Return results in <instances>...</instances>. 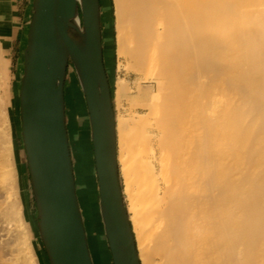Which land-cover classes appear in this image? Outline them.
Wrapping results in <instances>:
<instances>
[{"label":"bare ground","instance_id":"obj_1","mask_svg":"<svg viewBox=\"0 0 264 264\" xmlns=\"http://www.w3.org/2000/svg\"><path fill=\"white\" fill-rule=\"evenodd\" d=\"M114 5L117 164L140 264H264V0ZM100 21L104 59L101 7ZM73 25L72 35L80 37L78 15ZM2 59L4 81L10 61ZM19 107L21 119L20 99ZM66 117L72 130L86 124L72 111ZM85 134L78 133L81 160L73 163L76 195L92 262L109 264L107 249L97 245L96 259L89 244L86 220L106 231L100 191L87 174ZM13 149L0 94V190L9 198L0 211L5 207L3 220L20 228L25 255L17 247L18 262L40 264L29 244Z\"/></svg>","mask_w":264,"mask_h":264},{"label":"water","instance_id":"obj_2","mask_svg":"<svg viewBox=\"0 0 264 264\" xmlns=\"http://www.w3.org/2000/svg\"><path fill=\"white\" fill-rule=\"evenodd\" d=\"M100 0H32L20 83L22 141L37 224L50 264H93L67 129L73 63L90 117L100 206L114 264H140L120 183L115 113L103 63ZM78 15L80 37L71 33Z\"/></svg>","mask_w":264,"mask_h":264},{"label":"rangeland","instance_id":"obj_3","mask_svg":"<svg viewBox=\"0 0 264 264\" xmlns=\"http://www.w3.org/2000/svg\"><path fill=\"white\" fill-rule=\"evenodd\" d=\"M100 4H101V8L103 9V11H102V28H103V38H104L103 44H104V46L109 47L108 50H106V47H104V53H105L104 61H105L106 71H107V74H108V77H109V80L111 83L113 106H114L115 113H117V105H116V101H115V96L113 95V81H114V79L117 78L116 76H118L117 69H118V64H119L118 56L116 53L117 42H116V29H115V20H116L115 5H114V0H100ZM114 43H116V44H114ZM0 59H2V55L0 56ZM6 75H7V78H5L4 81L0 80L1 81L0 82V94L6 96V100L8 103V110L10 113V122H11V126H12V135H13V141H14L13 154H14V160L16 163V169H17V175H18V187H19L18 196L20 198V201L24 202V214H25V217L27 218V222H28L27 232H28V237H29V244L31 246L32 251L37 254V257L40 260V264H50L46 250H45V247H44V244H43V242L40 238V234H39V229H38V224H37V207H36L35 198H34V195L32 192L27 155H26V151H25L23 141H22V136H21L22 122L20 119V107H19L20 86L16 87V85H13V92H12V90H11L12 89V87H11V73L8 71V73ZM135 77H136V75L132 74L131 80H133V78H135ZM3 82H4V84H3ZM145 85H147V84H145ZM72 92H74V93H72ZM83 95H84V93H83V90L81 88L80 81H79V78L77 76L75 67H74L73 63L70 62V65L68 67L66 84H65V97H66V100L68 102L66 105V113H67V116L69 117V114L72 111L75 113L77 118H80V116H81V119L83 118V120H85V123H86L83 127L76 128L75 130L74 129L72 130V128L70 126V122H69L70 120L67 118L68 125H69L68 130H69V141H70L72 159H73L74 166L77 165L76 162L78 163L81 160V158H79V157H81V155L78 153L79 149H80V148H78L79 143L77 142L78 133L79 134L80 133H83V134L86 133L85 135L90 134V136H84L86 141L89 140L87 142L88 154L90 155V160H89L90 165H89L88 169L91 171L87 170L88 171L87 174L89 176H91L90 181L93 180L92 182H90L91 183L90 187L94 190V192H96L95 194L98 195L99 184H98V177H97V173H96V165H94L95 161H94V149H93V144L91 141V128H90V123H88L89 122V113H88L85 95L84 96ZM79 97L81 99H79ZM82 98H83V100H82ZM130 101H132V99H130ZM128 104L129 103L126 102L127 106H129ZM76 107H77V109H75ZM79 108H80V110H79ZM86 115H87V118H86ZM90 172L92 175L90 174ZM0 184H1V186L3 185L1 182H0ZM3 189H5V187ZM2 192L4 193V191H2V189H1L0 190V202L3 204V201H4L3 205L7 206V204L9 203V202H7L9 198L7 199V197H6L5 199L7 201H5V199H4L5 193L3 195ZM4 208L5 207L2 208L3 209L2 211L7 210L6 208L5 209ZM2 211H0V226L3 224L5 227H3V225H2V227H0V228H2L0 230H3V231H0V233H2V234H0V240L2 239V241H0V254L1 255L3 254L2 257L0 255V259H1L0 264H14V263L17 264L20 262L19 260L21 259V257H20V259L17 258V257H19L17 255V253H19L18 251H20V249L21 250L23 249L21 247V246H23V244L21 242L23 239L21 238V234H19L20 228L16 227L15 222H13V223L9 222L8 223L9 220H7V219H6L7 221H4L6 217L4 218L3 216H6V214L4 213V215H2L1 214ZM5 222H7V223H5ZM100 222H101L100 224H96V225L101 226L102 225L101 219H100ZM86 226H87V231L89 234L90 248L92 246L95 248L97 245L102 244L105 247V249L108 250V251L106 250V252H108L107 253L108 254V260H109L108 263L114 264L113 259H112V255H111L110 250L108 248L109 247V241H108V238L104 232V229L103 228L100 230L95 229V227L93 225L88 224L87 220H86ZM5 228H6V230H4ZM17 228H18V231H17ZM7 229H9V233H8ZM17 232H19V233H17ZM97 234H99V235H97ZM95 235H96V237L99 236L97 238L98 239L100 238V239L97 240ZM17 236L20 237V239H22V240H20ZM90 236H94L95 238L94 237L90 238ZM92 242H94V244H91ZM95 242H98V243L95 244ZM18 244H20L21 246L19 247ZM102 245H100V247ZM17 247L19 250L16 252L15 249L17 250ZM93 247L91 248V250H94L92 253H93L94 258L97 259L98 249H96V248H98V246L95 249H93ZM20 253H21V256L25 255V251H23V250H22V252L20 251ZM16 259H18V260H16ZM15 260L17 262H15ZM22 264H23V262H22Z\"/></svg>","mask_w":264,"mask_h":264},{"label":"crops","instance_id":"obj_4","mask_svg":"<svg viewBox=\"0 0 264 264\" xmlns=\"http://www.w3.org/2000/svg\"><path fill=\"white\" fill-rule=\"evenodd\" d=\"M103 11V9H102ZM32 0H0V53L11 73V87L20 86ZM8 58V59H7Z\"/></svg>","mask_w":264,"mask_h":264}]
</instances>
